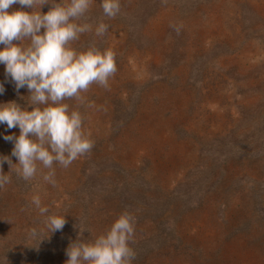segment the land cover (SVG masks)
I'll use <instances>...</instances> for the list:
<instances>
[{
    "label": "rangeland",
    "instance_id": "1",
    "mask_svg": "<svg viewBox=\"0 0 264 264\" xmlns=\"http://www.w3.org/2000/svg\"><path fill=\"white\" fill-rule=\"evenodd\" d=\"M120 4L109 19L94 0L83 22L102 20L107 33L72 43L115 53L108 89L93 84L83 103L64 101L81 112L91 151L54 164L55 186L39 164L26 181L2 160L17 163L3 137L19 129L0 124L10 177L0 189V264H66L61 245L79 230L93 241L124 211L139 234L161 230L167 242L137 264H264V0ZM0 84V103L27 106V89L17 92L3 65ZM33 196L65 216L62 230H47Z\"/></svg>",
    "mask_w": 264,
    "mask_h": 264
},
{
    "label": "clouds",
    "instance_id": "2",
    "mask_svg": "<svg viewBox=\"0 0 264 264\" xmlns=\"http://www.w3.org/2000/svg\"><path fill=\"white\" fill-rule=\"evenodd\" d=\"M94 0H0V65L15 90L26 88L27 106L14 101L0 103V124L7 129L18 128L19 135L3 138L13 143L11 155L3 161L16 166V174L30 180L37 175L38 164L49 171L43 175L55 186L54 164L67 168L73 161L89 153L93 141L84 129V119L78 108L64 101L75 99L83 103L82 93L96 84L109 88L116 72L115 53L101 50L95 43L78 50L72 47L85 33L103 37L108 25L102 20L95 25L83 22ZM13 5L20 9L12 10ZM48 5V11L41 9ZM104 17L115 18L121 11L120 0H100ZM179 32V28L175 29ZM0 84V95L4 93ZM92 104H89L91 107ZM31 110H28V109ZM10 183V177L0 169V189ZM32 204L44 217L47 230H62L65 216L49 214L39 196ZM32 238L37 229L28 230ZM135 232V218L122 212L109 228L91 242L77 239L66 249V264H132L136 253L129 246Z\"/></svg>",
    "mask_w": 264,
    "mask_h": 264
},
{
    "label": "trees",
    "instance_id": "3",
    "mask_svg": "<svg viewBox=\"0 0 264 264\" xmlns=\"http://www.w3.org/2000/svg\"><path fill=\"white\" fill-rule=\"evenodd\" d=\"M4 152V147L0 148V156L1 153ZM117 210V209H116ZM116 212V211H115ZM136 225L138 223H135ZM163 231H159L158 233L151 234L150 236H147L145 234H139L135 230L133 241L130 242V247L134 250L136 253L135 259L132 261V264H137L142 261H144L151 253L158 252L167 242H165L162 239ZM171 233L164 234V237L167 239L168 236H170ZM51 236L55 237V234H52ZM56 238V237H55ZM162 239V240H161ZM85 242H91L90 236L86 238V240H83ZM69 244L61 245L58 250L60 251V255L66 252V249L68 248ZM56 252V251H55ZM55 255L54 251L50 254L51 257Z\"/></svg>",
    "mask_w": 264,
    "mask_h": 264
}]
</instances>
